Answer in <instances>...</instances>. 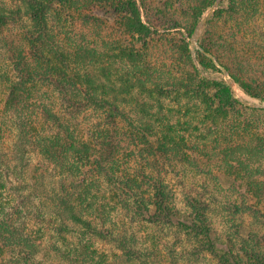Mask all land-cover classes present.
Masks as SVG:
<instances>
[{
  "label": "trees",
  "instance_id": "obj_1",
  "mask_svg": "<svg viewBox=\"0 0 264 264\" xmlns=\"http://www.w3.org/2000/svg\"><path fill=\"white\" fill-rule=\"evenodd\" d=\"M74 1L0 0V264H113L92 249L99 239L127 264L165 255L183 264L192 248L218 264H264V106L236 98L229 79L200 74L190 41H174L167 66L155 56L161 41L120 37L113 55L105 41L67 44L50 12ZM80 1L86 21L102 26L96 12H114L123 31L160 35L143 17L146 0ZM214 2L195 0L198 14ZM182 26L172 20L162 33ZM219 55L230 78L264 100L255 74L264 70ZM37 195L50 197L49 218L32 205ZM216 201L232 220L221 233L210 217ZM248 215L247 230L230 217ZM72 233L89 239L63 249Z\"/></svg>",
  "mask_w": 264,
  "mask_h": 264
},
{
  "label": "rangeland",
  "instance_id": "obj_2",
  "mask_svg": "<svg viewBox=\"0 0 264 264\" xmlns=\"http://www.w3.org/2000/svg\"><path fill=\"white\" fill-rule=\"evenodd\" d=\"M79 1H74L71 6L57 4L56 10L50 12L54 33L59 34L61 40L65 41L67 44L72 46L74 45L72 43L88 42L89 44L94 43L97 45L95 41H105L107 44H105V47H101L105 50V54L113 55L116 53V50H113L112 46H115L117 39H120V37L125 43H127L126 41H132L136 43L137 46L143 45V41H161L158 44L160 52L158 50L155 56L160 62L162 60L163 65L167 66L170 60L176 58L175 55L172 56L173 52L170 50L172 47L174 48V46L175 49L177 48L174 41H190L191 58L198 66L200 74L213 78L225 77L229 79L233 85L236 98L249 105L264 106V100L251 95L240 84L230 78V70H227L225 66L220 63V61L226 59L219 55L223 52L227 55L226 57H230L231 55L234 62L242 60L248 68H260L264 70V0H215L212 6L202 11V15L198 14L201 9L195 4V0H146L151 9H145L143 17L152 21L155 27H159L161 30L160 35H155L149 39L143 38L138 34L135 35L126 28L125 31L121 30L117 25L118 20L122 19L119 13L103 10L97 11L96 16L102 21V26H99L98 19L94 21H92V19L90 21L84 20L83 17L88 13L86 10H83V14L80 13L77 7H82L83 2ZM172 1H174V4H169ZM175 19L182 21L184 26L178 28L177 31L176 29H172L167 32V35H164L162 32H164L165 27ZM240 23L244 24L240 25ZM190 31H192V34ZM201 44H207L214 52L211 50H209V52L203 51ZM226 46L227 48H225ZM215 52H217L218 56L214 54ZM179 54L182 59H186L183 52ZM186 66L187 65H182L183 68ZM245 69L249 72L246 75H253L246 67ZM181 71L184 72V69H181ZM255 74L256 78L261 81L264 80V71L262 73L259 71V73ZM88 117L92 116L89 114ZM36 163L37 160L31 165L32 171H35ZM197 177L198 176H195L194 179L196 180ZM96 184L97 186L95 188L100 189L98 195L102 202L106 200V190H101L100 183L96 182ZM224 184L227 185V183ZM10 193L11 192L7 190L3 191L2 196L4 200L7 202H18L17 198L10 199L9 195L14 197L13 194ZM177 198L181 207H184L181 201L183 199L181 192L177 194ZM50 200L49 196L43 197V195H37L34 199L32 197L31 203L32 205L47 206L46 204H48ZM219 204H221L220 201L214 203L213 209L210 210V217L215 230L221 233V230L225 231L227 226H229L230 229L232 220L230 219L229 222L227 212ZM47 208L49 207L47 206L44 208V212H48ZM49 212L46 214L47 218L50 216ZM230 217H235L236 222L238 221L237 223H239L241 227L243 226V230L248 229L249 221L252 219L250 215L243 220H241L239 216ZM141 229H144L143 225ZM139 233L147 238L146 235L148 234L146 230H142ZM171 237L172 236H170V238ZM88 239V236L83 237L81 233H72L66 238L67 242L61 241L60 245L63 249L68 250L70 246L81 247L80 245L86 243ZM147 239H149V237ZM92 240L95 241V239ZM196 246L198 247V245ZM93 248L98 250V256L102 255L109 257V261L113 264H127V262L125 263V261H123L121 252L111 243L99 239L95 241L92 249ZM199 249L192 248L189 253V258L183 264H218L216 258L212 254L202 248ZM52 254L53 253L49 250H46V254L42 257L44 263H49ZM160 257H158L160 264H172L169 263V257H167V255ZM165 258L168 259V261L165 260Z\"/></svg>",
  "mask_w": 264,
  "mask_h": 264
},
{
  "label": "bare ground",
  "instance_id": "obj_3",
  "mask_svg": "<svg viewBox=\"0 0 264 264\" xmlns=\"http://www.w3.org/2000/svg\"><path fill=\"white\" fill-rule=\"evenodd\" d=\"M246 94V93H245ZM245 94H244V96H245Z\"/></svg>",
  "mask_w": 264,
  "mask_h": 264
}]
</instances>
